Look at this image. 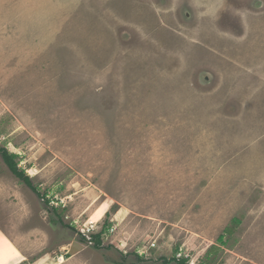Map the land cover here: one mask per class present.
<instances>
[{
    "label": "rangeland",
    "instance_id": "1",
    "mask_svg": "<svg viewBox=\"0 0 264 264\" xmlns=\"http://www.w3.org/2000/svg\"><path fill=\"white\" fill-rule=\"evenodd\" d=\"M0 146V264H264V0H0Z\"/></svg>",
    "mask_w": 264,
    "mask_h": 264
},
{
    "label": "trees",
    "instance_id": "2",
    "mask_svg": "<svg viewBox=\"0 0 264 264\" xmlns=\"http://www.w3.org/2000/svg\"><path fill=\"white\" fill-rule=\"evenodd\" d=\"M0 153L8 165L9 169L17 176L19 177L26 185L31 187L34 191L39 192L38 188L33 184L32 178L30 175H28L25 170L21 169L19 167V163L16 161L17 154L13 152H9L7 148H3L0 146ZM95 235V236H94ZM93 238L96 240V245L100 246L102 243V232L94 234ZM176 259V258H175ZM177 260V264H188L189 261L188 258H182L180 260ZM127 264V263H126Z\"/></svg>",
    "mask_w": 264,
    "mask_h": 264
},
{
    "label": "crops",
    "instance_id": "3",
    "mask_svg": "<svg viewBox=\"0 0 264 264\" xmlns=\"http://www.w3.org/2000/svg\"><path fill=\"white\" fill-rule=\"evenodd\" d=\"M21 250V249H20ZM22 251V250H21ZM22 253L24 254V256L26 257V255H25V253L22 251ZM27 258V257H26ZM26 258L25 259H22V258H19V260H21L22 262H25L26 261ZM19 260H17L16 262H15V264H19V263H21V262H18ZM43 262V261H42Z\"/></svg>",
    "mask_w": 264,
    "mask_h": 264
},
{
    "label": "built area",
    "instance_id": "4",
    "mask_svg": "<svg viewBox=\"0 0 264 264\" xmlns=\"http://www.w3.org/2000/svg\"><path fill=\"white\" fill-rule=\"evenodd\" d=\"M92 237L91 236H89V239H91Z\"/></svg>",
    "mask_w": 264,
    "mask_h": 264
}]
</instances>
